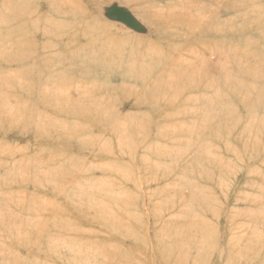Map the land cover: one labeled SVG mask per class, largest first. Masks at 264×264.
I'll return each instance as SVG.
<instances>
[{
  "label": "rangeland",
  "instance_id": "obj_1",
  "mask_svg": "<svg viewBox=\"0 0 264 264\" xmlns=\"http://www.w3.org/2000/svg\"><path fill=\"white\" fill-rule=\"evenodd\" d=\"M0 264H264V0H0Z\"/></svg>",
  "mask_w": 264,
  "mask_h": 264
}]
</instances>
